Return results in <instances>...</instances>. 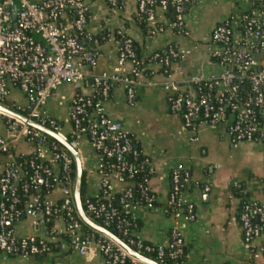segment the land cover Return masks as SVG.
I'll return each instance as SVG.
<instances>
[{"label":"built area","instance_id":"2783aa9c","mask_svg":"<svg viewBox=\"0 0 264 264\" xmlns=\"http://www.w3.org/2000/svg\"><path fill=\"white\" fill-rule=\"evenodd\" d=\"M87 1L0 0V104L54 130L74 146L86 138L96 153V170L101 177V194L86 195L83 200L87 215L94 221L101 220L100 225L107 229L114 224L121 235L128 237L125 243L143 255L155 253L162 259L168 248L171 258L179 257L186 245L177 225L170 232L168 247L148 243L133 229L124 227L121 213L131 217L136 207L153 209L157 201L149 180L136 200L127 181L145 166L151 175L154 171L146 159L140 161L141 153L130 133L107 115L103 102L113 85L123 84L128 102L133 104L138 88L153 86L151 76L157 72L170 77L174 63L182 61L187 53L169 46L166 56L154 52L138 59L134 41L117 30L116 65L111 72H98L97 52L86 46L93 36L87 28ZM107 1L111 6L118 2ZM189 1L137 0V17L144 18L151 35L166 27L181 29L184 5ZM248 1L247 8L236 9L212 31L210 54L220 72L206 77L194 73L182 83L167 80L162 87L168 92L170 110L181 115L187 128L214 126L230 119L229 131L237 141H256L264 146V67L259 62L264 51V0ZM169 6L174 18L165 15L158 22L157 9L165 14ZM62 85L73 89L68 104L69 131L47 109L48 100ZM246 86L249 91L242 96L241 87ZM73 163L71 154L56 140L23 119L0 111V256L44 258L53 252L70 251L99 254L104 264H144L102 233H81ZM189 179V171L181 166L173 169L165 207L173 213L183 212L188 221H194L195 206L184 198L182 190V182ZM113 182L122 184V191L112 194ZM204 189L208 191L209 186ZM24 220L37 231L19 235L15 225ZM59 221L62 226H58ZM239 223L243 248L252 256L256 240H264V202L245 201Z\"/></svg>","mask_w":264,"mask_h":264},{"label":"crops","instance_id":"0c3cea01","mask_svg":"<svg viewBox=\"0 0 264 264\" xmlns=\"http://www.w3.org/2000/svg\"><path fill=\"white\" fill-rule=\"evenodd\" d=\"M87 5V28L92 35L110 32L109 40L97 52L98 72H111L116 65L117 30L134 41L140 59L168 50L169 46L187 53L182 61L174 63L170 77L157 72L151 76L153 86L138 88L133 104L128 102L123 84L113 85L103 102L107 115L122 123L154 171L148 185L157 196L155 207L134 209L131 219L138 227L132 232L148 243L168 247L170 232L177 225L187 249L186 264H264V240H256L254 254L249 255L243 248L239 223L245 201L264 202V146L256 141H237L229 131L230 119L214 126L187 128L181 115L170 110L168 92L162 87L167 80L182 83L194 73L206 77L220 72L210 54L212 31L236 9L247 8L249 1L194 0L186 8L183 28L166 27L155 35L140 26L137 0H118L116 6L107 0H88ZM164 17V12L157 9L158 22ZM259 62L264 67V51ZM72 95V87L62 85L47 102L50 115L66 131L71 127L68 104ZM75 147L83 162V192L97 197L101 194V177L96 170V153L86 138L77 141ZM178 166L190 173L183 196L195 206L194 221H188L183 212L173 213L165 207L172 187L171 173ZM206 185L208 191L204 189ZM122 189V184L113 182L112 194ZM57 224L62 226L60 221ZM15 230L19 235L37 231L26 220L17 223ZM0 264H104V259L99 254L78 255L69 251L53 252L44 258L0 256Z\"/></svg>","mask_w":264,"mask_h":264},{"label":"trees","instance_id":"16d2710c","mask_svg":"<svg viewBox=\"0 0 264 264\" xmlns=\"http://www.w3.org/2000/svg\"><path fill=\"white\" fill-rule=\"evenodd\" d=\"M193 3V0L189 1L187 6H189L190 4ZM169 10L165 13V15L171 19L174 18L175 16V13H174V10L171 6L168 7ZM187 9H185V12H186ZM139 19V18H138ZM140 26L145 30V31H148V27H147V24L144 20V18L141 20L140 19V22H139ZM110 38V32L105 30L103 31L102 34L100 35H97V36H92V39L90 41H86V46L88 48L89 51L91 52H100L102 50V47L103 45L109 40ZM121 48V45L119 46ZM133 49H134V52L137 56L138 59L142 58L140 55H139V50L137 49V46L136 44L134 43V46H133ZM158 53L160 55H163V56H166L168 55V50L167 49H163V50H160L158 51ZM173 61H177L176 59L173 60ZM249 89H248V86L246 87H241V93H242V96H246V94L248 93ZM71 140V139H69ZM137 151H139L137 149ZM145 158L141 155L140 156V161L144 160ZM149 168L148 166H145L144 170L139 173L134 179L132 180H128L127 181V188H131L132 191H133V199L136 200V199H139L140 198V189L146 185V181L149 180L151 178V174L148 172ZM73 179H75V163H73ZM189 181V180H188ZM182 182L183 184V187H182V190L184 191L187 187H188V183L189 182ZM124 192L121 193V195H123ZM85 194L83 192L82 194V199L84 200L85 199ZM119 197V195H116L114 197V201L116 202V199ZM115 205H117V203H115ZM121 218H123L125 221H124V227L127 228V229H134V228H137L138 226L135 225L136 222H134L130 215H126L124 213H121ZM79 221H80V224H81V233L83 235H87V234H97L94 230H92L88 225H86L82 219L79 217ZM97 223L99 224H103V222L101 220H95ZM108 228L114 233L116 234L117 236H119L123 241L125 242H128V237L126 236H123L121 235L116 229H115V225L114 224H111L108 226ZM133 248L136 249L135 246H132ZM144 254L151 258L152 260L158 262L159 264H179V263H185L186 264V254H187V249L186 247L184 248V254L179 256V257H176V258H171L170 255H169V249H165V253L162 257V259H159L155 253H152V254H147L144 252Z\"/></svg>","mask_w":264,"mask_h":264},{"label":"water","instance_id":"95a60500","mask_svg":"<svg viewBox=\"0 0 264 264\" xmlns=\"http://www.w3.org/2000/svg\"><path fill=\"white\" fill-rule=\"evenodd\" d=\"M184 8H187V5H184ZM0 111L4 113L11 114L13 116L19 117L26 121L30 126L42 131L49 137L53 138L56 140L63 148H65L73 157L74 163H75V183H74V200L76 204V209L78 212L79 217L82 219V221L88 225L92 230L102 233L115 241L117 244H119L121 247H123L131 256L135 257L139 261H141L144 264H159L158 262L152 260L151 258L137 252L135 249L130 247L125 241H123L119 236L114 234L111 230L107 229L106 227L100 225L93 219H91L83 206V199H82V194H83V175H84V169H83V162H82V157L77 148L70 142L68 141L65 137L60 135L59 133L55 132L54 130L45 127L43 125H40L38 123H35L31 120H28L26 117L19 115L18 113L12 111L11 109H8L4 107L3 105L0 104ZM9 227L12 225L9 223Z\"/></svg>","mask_w":264,"mask_h":264},{"label":"rangeland","instance_id":"374dc122","mask_svg":"<svg viewBox=\"0 0 264 264\" xmlns=\"http://www.w3.org/2000/svg\"><path fill=\"white\" fill-rule=\"evenodd\" d=\"M16 92H17V94H19V91L18 90H16Z\"/></svg>","mask_w":264,"mask_h":264}]
</instances>
